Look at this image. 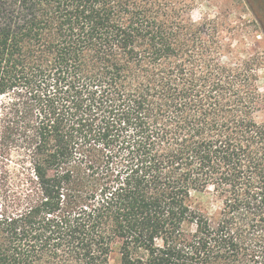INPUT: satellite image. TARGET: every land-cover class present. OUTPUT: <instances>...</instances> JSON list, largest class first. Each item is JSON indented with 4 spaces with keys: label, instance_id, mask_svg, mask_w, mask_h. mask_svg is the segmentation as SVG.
<instances>
[{
    "label": "trees",
    "instance_id": "16d2710c",
    "mask_svg": "<svg viewBox=\"0 0 264 264\" xmlns=\"http://www.w3.org/2000/svg\"><path fill=\"white\" fill-rule=\"evenodd\" d=\"M187 28L163 0H0V264H264V123Z\"/></svg>",
    "mask_w": 264,
    "mask_h": 264
},
{
    "label": "rangeland",
    "instance_id": "374dc122",
    "mask_svg": "<svg viewBox=\"0 0 264 264\" xmlns=\"http://www.w3.org/2000/svg\"><path fill=\"white\" fill-rule=\"evenodd\" d=\"M163 1L178 12L185 30L190 26L182 39L185 44H197L194 73L210 72L209 78H213L220 68L225 77L237 76L236 88L251 101L254 119L264 123V0ZM15 162L12 155L7 166L10 188L17 183ZM192 194V206L214 224L222 208L218 192L207 188ZM110 264H120L117 254L112 255Z\"/></svg>",
    "mask_w": 264,
    "mask_h": 264
}]
</instances>
